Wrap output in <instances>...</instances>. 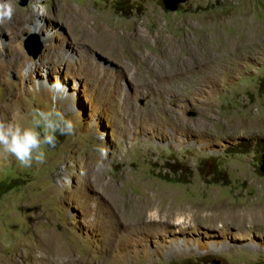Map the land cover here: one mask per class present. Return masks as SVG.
Here are the masks:
<instances>
[{
	"label": "rangeland",
	"instance_id": "374dc122",
	"mask_svg": "<svg viewBox=\"0 0 264 264\" xmlns=\"http://www.w3.org/2000/svg\"><path fill=\"white\" fill-rule=\"evenodd\" d=\"M43 3L0 25V119L55 104L75 133L41 165L0 155V264H264V218H201L264 213V0ZM155 191L186 224L139 222Z\"/></svg>",
	"mask_w": 264,
	"mask_h": 264
},
{
	"label": "clouds",
	"instance_id": "9594fccd",
	"mask_svg": "<svg viewBox=\"0 0 264 264\" xmlns=\"http://www.w3.org/2000/svg\"><path fill=\"white\" fill-rule=\"evenodd\" d=\"M17 0H0V25L11 22L16 13ZM35 20L39 23L44 14L43 0H29ZM55 87V86H54ZM74 122L52 104L46 109L34 108L28 122H21L16 115L11 119H0V155L10 156L22 167L44 164L47 152L55 148L58 136L73 135ZM101 159L97 171L104 168L108 148L97 146Z\"/></svg>",
	"mask_w": 264,
	"mask_h": 264
},
{
	"label": "bare ground",
	"instance_id": "6f19581e",
	"mask_svg": "<svg viewBox=\"0 0 264 264\" xmlns=\"http://www.w3.org/2000/svg\"><path fill=\"white\" fill-rule=\"evenodd\" d=\"M114 31V29H113ZM111 30L110 33H113L115 36H116V33L115 31L113 32ZM111 36V35H110ZM107 33V38L108 40L111 39ZM102 38V37H100ZM139 38V37H138ZM114 38H112L113 40ZM140 40V38H139ZM110 42V41H109ZM107 45V44H106ZM105 45V46H106ZM103 45V49H106V50H110L115 56H118L119 55V50L120 48L113 44L112 42H110L109 44V47L106 46V48ZM170 52V51H169ZM165 56V55H164ZM60 59L62 58L63 59V54L62 56H58ZM161 64V63H160ZM174 65V64H172ZM182 68V66L178 63V65H174L173 67H171L170 69V73H168L169 75H172L174 72L176 71H180ZM154 69V68H153ZM163 71L162 70H159L158 72L155 73V76H163ZM118 77V76H117ZM120 77V76H119ZM163 78V77H162ZM110 183V182H109ZM158 189V188H157ZM168 191V190H167ZM170 192V191H169ZM167 195L166 194H163V193H160L159 191H155L151 196L148 197V199L150 198L149 202H147V204L144 207V210L140 211L139 214H137V217L140 219L139 222H144V226L145 225H149V224H152V223H156L157 220L158 222L163 220L165 222H176V223H179V224H184L186 221L185 219V214L183 216H180V215H176V217L174 218H167L168 216L166 215V213L162 214L161 210H167L169 208L170 205H168L167 207V204L168 202H165V199H167L166 197ZM166 197V198H165ZM169 197V196H168ZM159 199V201H158ZM147 200V199H146ZM171 204V203H169ZM191 207V206H190ZM139 208V207H138ZM189 208V207H188ZM142 209V207H141ZM203 209V208H202ZM170 210V209H169ZM197 210V209H195ZM201 210V208H200ZM262 210V209H261ZM192 211V209H191ZM208 211V210H207ZM129 212V211H128ZM167 212V211H166ZM199 212V211H198ZM183 213V212H182ZM189 213H190V210H189ZM193 213V212H192ZM253 213V212H251ZM251 213H248L246 215V213H244L241 209L237 208V207H234V206H224V205H217V206H212L209 213H207L206 215H203V212L201 213L204 217H201L197 214V218L199 219V217L202 218V220L204 221H208L211 225L215 224V223H218L219 221L221 220H224L225 218H231L233 219L235 222L236 221H243V220H246L248 221L249 220V217H252L251 219L254 220V221H257L259 222L261 219L264 218V213H262V211L256 215H252ZM168 214V213H167ZM196 214V213H195ZM194 214V215H195ZM205 214V213H204ZM135 215V214H134ZM144 217V218H143ZM193 218V216H191ZM142 218V219H141ZM189 216H188V220H189ZM248 218V219H247ZM133 219V218H132ZM194 220V219H193ZM201 220V219H199ZM133 222V221H132ZM164 222V223H165ZM207 222V223H208ZM162 223V222H161ZM135 224V223H134ZM186 224V223H185ZM177 249L174 248V251H178L179 249V246L176 247Z\"/></svg>",
	"mask_w": 264,
	"mask_h": 264
},
{
	"label": "water",
	"instance_id": "95a60500",
	"mask_svg": "<svg viewBox=\"0 0 264 264\" xmlns=\"http://www.w3.org/2000/svg\"><path fill=\"white\" fill-rule=\"evenodd\" d=\"M165 3V7L169 10H175L177 5L180 2H184L185 0H163ZM21 5L25 4V1L20 2ZM34 43V44H33ZM24 47L26 48L28 54H31L33 58L37 56V54L40 53L42 46L38 41H34L32 43H29L27 40L24 41ZM261 172L264 173V153L261 155V165H260Z\"/></svg>",
	"mask_w": 264,
	"mask_h": 264
}]
</instances>
